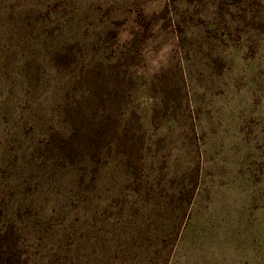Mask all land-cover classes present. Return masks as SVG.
Segmentation results:
<instances>
[{
  "label": "rangeland",
  "instance_id": "1",
  "mask_svg": "<svg viewBox=\"0 0 264 264\" xmlns=\"http://www.w3.org/2000/svg\"><path fill=\"white\" fill-rule=\"evenodd\" d=\"M0 264H264V0H0Z\"/></svg>",
  "mask_w": 264,
  "mask_h": 264
}]
</instances>
